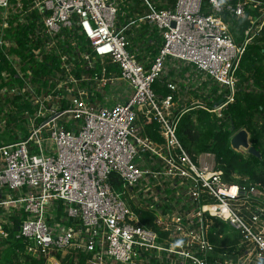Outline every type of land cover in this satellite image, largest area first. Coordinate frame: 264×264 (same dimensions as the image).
<instances>
[{
  "label": "built area",
  "instance_id": "built-area-1",
  "mask_svg": "<svg viewBox=\"0 0 264 264\" xmlns=\"http://www.w3.org/2000/svg\"><path fill=\"white\" fill-rule=\"evenodd\" d=\"M262 39L264 0H0V239L48 264H264V190L178 135L182 98L217 85L220 113Z\"/></svg>",
  "mask_w": 264,
  "mask_h": 264
},
{
  "label": "trees",
  "instance_id": "trees-1",
  "mask_svg": "<svg viewBox=\"0 0 264 264\" xmlns=\"http://www.w3.org/2000/svg\"><path fill=\"white\" fill-rule=\"evenodd\" d=\"M138 36V35H137ZM132 37L138 45L143 36ZM154 36L158 38L155 30ZM264 42V39H262ZM254 43L248 46L240 64L238 75L241 79L235 99L220 113L214 111L217 103L225 99L228 92H219L217 85L204 82L198 90L191 92L195 96L190 110L180 120L178 135L180 141L191 154L213 153L217 160V169L222 170L225 178L240 184L256 185L264 190V43ZM149 45V42H145ZM263 43V44H262ZM155 47H149L153 50ZM156 50L154 54H157ZM170 72L173 76L174 70ZM188 69H184L182 76ZM166 77L155 82L153 89L161 97L172 92L167 88ZM246 86V88L244 87ZM200 89L205 91L200 92ZM174 99H179L175 94ZM221 114V115H220ZM155 124L147 127V135L160 140ZM232 127L235 131H232ZM241 129L251 134V144L262 153V158L236 152L231 147V137ZM112 183L118 187L120 181L112 175ZM23 245L20 240L6 241L0 239V264H48L44 259H30L20 252ZM61 264H86L84 257L71 253L67 256L58 254ZM52 263V262H51Z\"/></svg>",
  "mask_w": 264,
  "mask_h": 264
},
{
  "label": "water",
  "instance_id": "water-1",
  "mask_svg": "<svg viewBox=\"0 0 264 264\" xmlns=\"http://www.w3.org/2000/svg\"><path fill=\"white\" fill-rule=\"evenodd\" d=\"M232 131H235L234 127H232ZM230 143L232 149L236 152H242L245 149L249 155L256 156L260 159L262 158V153L251 144V135L246 129L235 132L231 137Z\"/></svg>",
  "mask_w": 264,
  "mask_h": 264
},
{
  "label": "rangeland",
  "instance_id": "rangeland-1",
  "mask_svg": "<svg viewBox=\"0 0 264 264\" xmlns=\"http://www.w3.org/2000/svg\"><path fill=\"white\" fill-rule=\"evenodd\" d=\"M200 79H201V81L207 80V79L204 78V77H200ZM203 91H204L203 89H200V92L203 93ZM192 92H193V91H192ZM204 93H205V91H204ZM107 94H108V93H107ZM108 96H110V98H114L112 95H109V94H108ZM110 98H109V99H110ZM117 98H118V97H117ZM187 99L191 100V102L196 101V100H195V96H194L193 94H191V96H189V97H187V98H186V97H185V98H182V100H181V102H180V106H187V103H188V102H187ZM102 100H103L104 102H106L104 97L102 98ZM194 103H198V101H197V102H194ZM107 104H108V103H107ZM250 135H251V134H250ZM242 152L248 154L247 151H246L245 149H243ZM49 264H51V263H49Z\"/></svg>",
  "mask_w": 264,
  "mask_h": 264
}]
</instances>
